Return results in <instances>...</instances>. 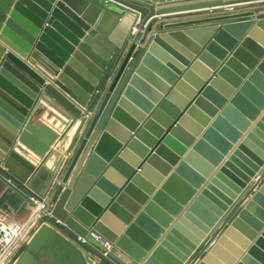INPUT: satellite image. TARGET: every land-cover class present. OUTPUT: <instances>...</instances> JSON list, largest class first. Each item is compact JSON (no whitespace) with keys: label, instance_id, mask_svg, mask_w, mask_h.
I'll return each instance as SVG.
<instances>
[{"label":"water","instance_id":"1","mask_svg":"<svg viewBox=\"0 0 264 264\" xmlns=\"http://www.w3.org/2000/svg\"><path fill=\"white\" fill-rule=\"evenodd\" d=\"M255 1L264 0H99V12L117 17L114 35L125 31L107 35L115 49L92 114L61 138L38 119L46 111L35 101L48 83L7 53L40 85L4 60L0 90L32 113L22 128L23 118L0 115V124L38 158L55 155L45 187L29 183L38 196L67 162L52 217L89 244L42 225L14 264H39L41 240L70 264H264V12L161 18ZM11 3L0 1L10 15L0 20L26 42V56L40 24ZM135 24L136 59L137 46L126 49Z\"/></svg>","mask_w":264,"mask_h":264},{"label":"crops","instance_id":"2","mask_svg":"<svg viewBox=\"0 0 264 264\" xmlns=\"http://www.w3.org/2000/svg\"><path fill=\"white\" fill-rule=\"evenodd\" d=\"M98 2L99 0H19V12L33 23L38 22L41 31L34 45H28L29 53L33 52L37 62L28 59L27 55L19 58L35 74L43 77L44 80L46 76L50 77L54 83H48L45 87L24 74L23 81L30 83L33 88L37 84L40 85L41 91L38 93L35 106L40 105L45 108L46 112L41 113V118L38 119L48 123L50 129L60 134L59 138L64 135L65 131L70 130L71 132L79 123L82 115L87 116L89 101L93 98L92 95L100 82V76L115 49L107 35L113 31L117 17L113 13L105 15L104 12H99L95 6ZM257 5H264V3ZM260 8L258 12H264V6ZM188 17L195 18L196 16L174 14L164 19L171 21L188 19ZM119 29L120 31H116L117 36L114 35L115 31L112 32L114 40H118L122 31H125L122 27ZM129 36L126 49L135 44L138 51L141 48L139 40L137 41L138 37L135 38V34L132 38L131 35ZM150 37L151 34L147 41ZM27 64H31L32 67ZM10 68L13 73L20 75L14 66L10 65ZM47 69L49 73L45 72ZM24 95H28L25 90ZM78 110L80 115H77ZM31 113V109L27 111L22 104H19L5 91L0 90V115L2 117L17 124L21 123L20 119L23 118L22 128ZM66 146L67 144L64 147ZM50 157L52 155H48L46 160L38 158L32 150L19 143L18 135H14L0 124V180L7 183L5 185L0 182V218L5 222L24 223L29 218L30 207L27 197L35 194L29 183L36 191L45 187L42 179L47 177V172L52 171L56 162V157H54L55 160L51 158L53 163L49 160ZM9 168L19 177H24L25 181L22 183L14 177L9 172ZM55 179L56 177L53 184ZM52 187L53 185L49 187V191ZM63 187L64 184L60 191ZM42 225L44 223L39 220L34 223L31 231L13 250V256L8 259L1 256L0 264H14L24 252L26 244ZM58 233L66 240L72 237L68 232ZM39 243L38 251L34 253V259L39 264H70L66 262L67 259L60 257L61 250L54 247L51 242L41 240ZM1 253L0 250V255Z\"/></svg>","mask_w":264,"mask_h":264},{"label":"rangeland","instance_id":"3","mask_svg":"<svg viewBox=\"0 0 264 264\" xmlns=\"http://www.w3.org/2000/svg\"><path fill=\"white\" fill-rule=\"evenodd\" d=\"M0 1H6V0H0ZM9 1V0H8ZM12 3L11 5L9 6L11 10H16L18 14L20 15H23L19 12V0H10ZM257 4H260V3H255L254 5H249V6H246V7H240V8H247L250 7V9H253L255 10L256 12H258V10H261V6H264V5H257ZM262 4V3H261ZM235 8H228V9H219V10H215L214 12H204V14H198V16H196L197 18H200V17H204V16H211V15H221V14H225V13H230L232 11H228V10H233ZM0 14H3L4 17L8 18L10 15H6L3 11H0ZM25 16V15H23ZM28 18V17H27ZM29 19V18H28ZM30 20V19H29ZM144 27V26H143ZM142 27V28H143ZM4 29H5V32H4ZM41 32V31H40ZM138 33V32H137ZM40 34V33H39ZM39 35H37L38 37ZM142 36V31L139 32V34H137L136 38H137V41L139 40V38ZM0 37L3 38L2 40H0V47L5 49V53L3 54L2 56V49L0 48V57H1V60H0V69L3 67L2 64H3V61L4 60H7L11 66H14L19 72L21 71L24 75H27L30 77V75L23 70V67L22 66H17V64L15 63V61H13V59H10L7 57V53H11L13 54L16 58L20 59V55L22 56V54H24V49L21 48V45H23L24 43H26L20 35H17L15 32H12L9 30L8 26H6L5 22L4 21H1L0 20ZM33 46V45H32ZM142 47L138 49L137 52V56L135 55V59L136 57L138 58V55L140 53H142ZM27 55V58L28 59H31L32 61H36V59L34 58V55H33V52L29 53L27 52L26 53ZM20 57V58H19ZM22 60V59H21ZM133 60V59H132ZM40 64V63H39ZM42 68V67H41ZM45 72L49 73V70H45ZM92 110H93V106H90L88 105V114H86V118L89 119V113H92ZM30 117V116H29ZM28 117V118H29ZM60 135V134H59ZM52 155L53 156V152L49 154V156ZM68 158V157H67ZM66 158V159H67ZM70 158V156H69ZM47 158L45 157V160ZM44 160V159H43ZM43 163V162H42ZM67 162H65L63 165H62V168L57 172V176H56V179L54 181V184H53V187L52 189L47 193V195H45L44 200H46V202L49 204V205H53L56 201V198H57V195L58 193L60 192V189H61V186H62V183L60 182L61 181V176H63L65 170L67 169V166H66ZM2 254L0 255V258H1ZM11 256L13 255H10L8 258H11ZM7 258V259H8Z\"/></svg>","mask_w":264,"mask_h":264},{"label":"built area","instance_id":"4","mask_svg":"<svg viewBox=\"0 0 264 264\" xmlns=\"http://www.w3.org/2000/svg\"><path fill=\"white\" fill-rule=\"evenodd\" d=\"M208 12H214V10H207ZM232 11V10H229ZM204 14V13H203ZM44 196H38L37 194H30L27 197V201L29 203L30 207V213L29 217L31 216L32 211L35 213L37 211H41V215L39 218V222L42 221V223L55 226V227H64V225L61 223V221L56 220L54 217H52V209L51 205H49L46 200H44ZM32 225V223H31ZM29 225L27 222H14L9 223L5 222L3 219L0 218V245H1V254L2 258H8L10 255H12L13 250L16 248V246L22 241L32 229V226ZM92 235L99 240L104 246L108 245L105 241H103L97 234L92 232ZM74 240L81 244H85L89 246L86 239L79 236L74 235L72 236ZM109 248V246H108Z\"/></svg>","mask_w":264,"mask_h":264},{"label":"bare ground","instance_id":"5","mask_svg":"<svg viewBox=\"0 0 264 264\" xmlns=\"http://www.w3.org/2000/svg\"><path fill=\"white\" fill-rule=\"evenodd\" d=\"M255 3H264V1H255V2H252V3H249V2H246V3H238V5H223V6H221V7H217V8H210V9H204L203 11H193V12H191V13H187V14H193V16H198V14H203L204 12H208L207 10H221V9H228V8H235V9H233L232 11H236V10H238V9H240V10H243V9H246V8H240V7H246V6H249V5H254ZM248 8H250V7H248ZM229 11V10H228ZM187 14H181V15H187ZM175 15H179V14H175ZM167 17H169V16H167ZM162 19L163 18H166V16L165 17H161ZM195 18H197V17H195ZM127 21H128V19H125L124 20V22L125 23H127ZM138 22H139V20H138ZM149 22V21H148ZM148 22L146 23V25L148 24ZM133 29H134V31H133V33L137 30L136 29V24L134 25V27H133ZM135 34V33H134ZM21 56V55H20ZM22 56H23V54H22ZM21 56V57H22ZM28 63V62H27ZM27 65H29L30 67H32V65L31 64H27ZM32 70V69H31ZM40 70V69H39ZM45 77V76H44ZM46 78V82L47 83H54V80L52 79V78H50V77H45ZM53 159L55 160V155L53 154ZM52 157H50V159L49 160H51V162L53 163V159H51ZM46 178V177H45ZM43 180V179H42ZM42 211V210H41ZM41 211H37V212H33L32 211V213H31V216L27 219V220H25L24 222L26 223H28L29 225H31V223H32V227L34 226V223H37L38 222V220H39V218H40V215H41ZM44 225H47V224H44ZM47 226H49L50 228H52L54 231H56L57 233L58 232H61V233H65L66 231H65V229H63L62 227L60 228L59 226L58 227H53V226H51V225H47ZM34 236V235H33ZM69 238V237H68ZM72 238V237H71ZM79 243V242H78ZM79 244H81V243H79ZM81 245H83V246H85V244H81ZM107 248H108V246H109V244L108 245H105Z\"/></svg>","mask_w":264,"mask_h":264}]
</instances>
